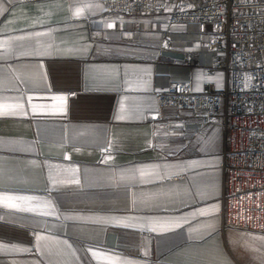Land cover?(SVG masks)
I'll list each match as a JSON object with an SVG mask.
<instances>
[{
    "label": "crops",
    "instance_id": "crops-1",
    "mask_svg": "<svg viewBox=\"0 0 264 264\" xmlns=\"http://www.w3.org/2000/svg\"><path fill=\"white\" fill-rule=\"evenodd\" d=\"M125 20L102 0H0V264H264L220 228L221 117L156 103L222 73L165 60L182 54L164 14Z\"/></svg>",
    "mask_w": 264,
    "mask_h": 264
},
{
    "label": "built area",
    "instance_id": "built-area-1",
    "mask_svg": "<svg viewBox=\"0 0 264 264\" xmlns=\"http://www.w3.org/2000/svg\"><path fill=\"white\" fill-rule=\"evenodd\" d=\"M102 2L116 26L129 24L126 17L164 14L154 31L161 35L162 48L182 54L165 60L202 68L207 75L222 73L221 87L205 81L199 92L188 80L160 84L156 103L203 114V125L221 117L220 228L264 235V0ZM172 26L185 30H170ZM91 33L100 38L105 30Z\"/></svg>",
    "mask_w": 264,
    "mask_h": 264
},
{
    "label": "rangeland",
    "instance_id": "rangeland-1",
    "mask_svg": "<svg viewBox=\"0 0 264 264\" xmlns=\"http://www.w3.org/2000/svg\"><path fill=\"white\" fill-rule=\"evenodd\" d=\"M172 30L183 31L184 26H173ZM230 240L238 246L239 250L254 261L264 260V237L258 238L253 234H246L232 229Z\"/></svg>",
    "mask_w": 264,
    "mask_h": 264
},
{
    "label": "bare ground",
    "instance_id": "bare-ground-1",
    "mask_svg": "<svg viewBox=\"0 0 264 264\" xmlns=\"http://www.w3.org/2000/svg\"><path fill=\"white\" fill-rule=\"evenodd\" d=\"M177 37H179V36H177Z\"/></svg>",
    "mask_w": 264,
    "mask_h": 264
}]
</instances>
